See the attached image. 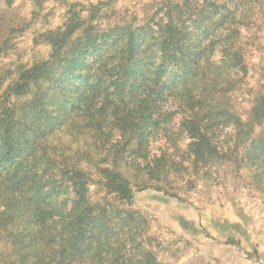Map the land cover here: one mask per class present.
Instances as JSON below:
<instances>
[{"label":"trees","instance_id":"16d2710c","mask_svg":"<svg viewBox=\"0 0 264 264\" xmlns=\"http://www.w3.org/2000/svg\"><path fill=\"white\" fill-rule=\"evenodd\" d=\"M246 2L184 0L143 25L106 29L70 16L45 32L49 57L22 68L0 105V264H168L138 213L107 197L132 203L131 182L118 163L148 159L149 142L177 112L193 168L230 162L219 152L218 134L233 127L242 168L264 181V93L246 121L229 99L240 88L236 77L247 73L238 28ZM170 101L177 112L165 110ZM76 128L93 133L96 149L108 143L115 156L97 169L107 190L102 203L89 197V171L79 164L58 169L47 152L52 138ZM168 159L164 153L151 161L149 174Z\"/></svg>","mask_w":264,"mask_h":264},{"label":"rangeland","instance_id":"374dc122","mask_svg":"<svg viewBox=\"0 0 264 264\" xmlns=\"http://www.w3.org/2000/svg\"><path fill=\"white\" fill-rule=\"evenodd\" d=\"M183 1L0 0V105L5 101L7 87L22 68L49 57L51 47L43 38L45 32L64 26L70 16L86 18L101 29L126 23L139 26L167 4L174 7ZM93 6L97 7L94 11ZM243 7L247 17L238 28L247 53V73L236 77L240 88L229 99L235 112L246 121L256 97L264 93V0H247ZM216 53L220 54L219 49ZM17 100L12 98L13 102ZM165 110L178 111L172 101ZM177 113L167 122V130L149 142L148 159L134 156V160L118 163L131 182L132 203L118 202L115 196L107 199L138 213L139 226L152 238V247L164 263L264 264V181H256L252 170L242 168L243 148L234 146V128H223L218 134L219 152L230 162L196 170L187 160L188 141L185 133L180 134L182 114ZM94 141L88 129L64 130L52 138L47 152L58 169L68 171V166H63L79 164L89 171V197L92 202L102 203L107 190L97 169L109 167L105 163H112L113 154L109 153L108 143L96 149ZM164 153L169 163L155 172L154 178L147 165ZM56 180L67 181L61 177ZM8 256L9 250L6 259Z\"/></svg>","mask_w":264,"mask_h":264}]
</instances>
